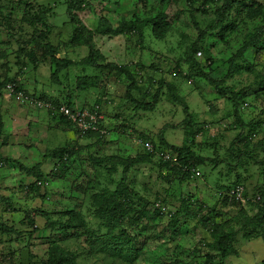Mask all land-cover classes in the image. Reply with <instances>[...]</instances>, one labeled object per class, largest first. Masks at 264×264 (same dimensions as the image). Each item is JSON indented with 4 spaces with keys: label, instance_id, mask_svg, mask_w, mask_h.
Instances as JSON below:
<instances>
[{
    "label": "rangeland",
    "instance_id": "1",
    "mask_svg": "<svg viewBox=\"0 0 264 264\" xmlns=\"http://www.w3.org/2000/svg\"><path fill=\"white\" fill-rule=\"evenodd\" d=\"M75 2L85 30L68 18L69 0H0V83L54 90L55 96L44 98L59 96L65 105L62 90H78L73 96H81L79 104L87 101L78 107L99 105L101 121L111 130L106 142L93 138L92 147L80 146L64 176L44 172L48 188L25 191L29 181L17 176L8 187L0 185V192L7 188L17 198L11 204L0 196V264H47L53 243L69 253L66 264H204L212 225L237 234V255L228 264H264V227L251 228L254 240L243 228L264 201V0H236L232 8L225 0ZM130 23L133 28L122 35L101 34ZM89 31L99 32L91 36L97 63L128 67L130 78L86 65ZM51 48L57 59L72 65L54 79ZM189 57L201 68L192 70ZM133 80L137 87L129 90ZM155 97L159 101L153 112L136 109L130 100L150 104ZM122 125L127 126L124 134ZM140 133L149 135L157 152L189 145L207 159L206 168H198L200 176L190 172L182 180L160 156L130 168L93 162L135 158L144 152L135 139ZM52 136L50 147L66 144L59 133ZM46 159L50 165L41 169H53V160ZM5 170L24 173L7 165L0 168V179ZM238 184L253 197L245 198L244 208L229 198ZM117 192L123 198L132 194L134 206H123ZM183 201L201 204L199 215L205 219L196 218L190 208L189 214L178 215L176 232L169 217L176 216ZM108 203L107 215L100 219ZM158 203L169 216H158ZM209 217L212 224H205ZM51 220L56 221L52 231L46 225Z\"/></svg>",
    "mask_w": 264,
    "mask_h": 264
},
{
    "label": "trees",
    "instance_id": "2",
    "mask_svg": "<svg viewBox=\"0 0 264 264\" xmlns=\"http://www.w3.org/2000/svg\"><path fill=\"white\" fill-rule=\"evenodd\" d=\"M225 2H226V5H225L226 7L232 8V6H233V4H235L236 0H225ZM77 10L78 9H77L75 0H69L68 9H67L68 18L70 19L71 23L76 24V25H80L82 27V29L85 30L84 26L82 24V21L80 20L79 15L77 14V12H78ZM224 12H226V11L224 10ZM224 12L220 13V16L222 18L225 15ZM133 24L134 23L124 24V26H122V28L119 29L118 31H114L111 28H108L106 30V32H104V33L101 32V34L102 35H109V34H111V35H118V34L122 35L125 30L132 29ZM98 33H99L98 31H96L94 33H92V31H89V36L84 41V45L89 48V62L86 59L87 60L86 65L93 68V69H96V70L107 71L108 73H115V74H116V72L121 73V74L123 73L127 77L130 78L129 73L131 72V69H129L128 67H125L126 69L124 70L123 67H120L117 64L107 63V64L100 65L97 63V61L95 59H96L97 54H99V52L95 49V45L92 42L93 40H92L91 36H94L95 34H98ZM257 38L258 39H256V40L258 42V40H260V38H261V34H259ZM199 52H201V51H199ZM196 53H197V51H196ZM201 53L203 54V52H201ZM51 55H52L51 56L52 79H54L62 71H65L66 69H68L72 65H71V61L68 62L66 60L57 59L55 57L56 51L52 48H51ZM192 58H190V57L188 58V61L191 65L190 66L191 69L194 70V69L201 68L200 64ZM115 76H117V74ZM8 84H14V85H16L17 90H20V91L25 92L26 94H31V95L35 96L33 93L27 91L26 89H23L22 85H20L19 83L15 82V81L0 83V93H1V91H4L5 86ZM136 87H137V84L133 80L130 87H128V89L131 90V89L136 88ZM83 88H85V87H81L80 89L85 90ZM67 90L68 91L62 90V93L65 92V94H62V96L64 95L68 99L67 105H65V103L64 104L62 103L61 99H59L60 97H58L56 100L51 99L50 102L56 107L65 105V106L75 110L77 104H76V101L73 99V93L74 92L68 88H67ZM76 91H78V90H76ZM81 92H83V91H81ZM233 95L236 96L237 98H239V94L233 93ZM45 100H46V98H44V101ZM130 100L132 101V103L135 104V107H137L136 109L143 110L146 112H153L158 105L159 98L155 97L153 102L150 104L149 103H147V104L146 103H137L135 101L136 99L134 100L133 98H130ZM85 109H88L91 112H98L99 111L98 113L101 114L99 105L93 106L91 108H85ZM185 112L187 115H189V109L187 107H185ZM55 118L62 119L68 125L71 124V122H69L65 117H63L61 115H59V117H55ZM71 125H73V124H71ZM125 126L126 125H122L120 127L121 130L123 131V134H124V132L127 131V126L126 127ZM2 128H3V125H2L1 117H0V137L2 135ZM102 129H103V127H102ZM203 130H205V129H203ZM110 134H111V130L110 131L108 130L107 135L106 134L102 135L101 133H90L87 136L97 138L99 142L104 143L107 141V138L110 136ZM138 137L140 140H151L153 145L155 146L154 141L152 139H149V135H146L145 133L144 134L140 133V134H138ZM193 137L194 136H192V138ZM188 146L187 147L184 146V147H180V148H178V147L172 148L171 150L174 151L175 153H177V160L176 161H170V162L167 161V163H166V164H168L167 166L171 170H173V173H175L177 175H181V174L183 175L182 180H185L186 176L188 177L190 172L193 173L194 170H196L200 167L206 168L204 166H205V163L207 162V159H203V158L198 157L196 155L195 151L191 150L190 146L189 147ZM155 149H158V148L155 146ZM162 152L166 153L167 150H164ZM162 152H159V153H162ZM74 155H75V150H72L70 148V149H64V150H60L58 152L51 153L50 155H46V157L52 159L55 164L57 162H62L65 157H68V164H71V163H75L72 159L74 157ZM154 156H160V155L159 154L158 155H151V154L147 153L146 151H144L142 153H139L135 158H131V159H127V160H124V158H119V157L104 158V159H94L93 158L92 160L94 163H96V166L107 165L106 163H108V162L109 163L110 162H116V164L121 163L126 168H130L131 166H133L135 164L149 163V160L152 161V159H155ZM160 158H161V160L165 161L161 156H160ZM0 162H6L3 158H1V154H0ZM68 164L62 165V167L60 168V171H58V172H56L55 169L53 168L51 174L57 175L58 177L64 176V172L69 170V168H70ZM262 164L264 165V161L262 162ZM20 169H21V171H23L24 173H26L32 177V180L29 181V184L27 186H25V188L28 191L31 189L35 192L40 190L41 188L39 186V183L43 184L42 180H43V175H44L41 172L40 168L37 167V168H32V169H26V168L21 166ZM44 176H46V175H44ZM45 182H48V177L46 178ZM181 182H183V181H181ZM238 185L242 186L240 184H238ZM116 194L117 195L115 196V198L119 199L118 201L123 206L128 207L129 206L128 201L130 203H134V201L131 198H129V196H132V194H127L124 198L122 197V195L119 192H117ZM121 197L123 198V200ZM244 197L245 198H253L248 194L247 188H245V187H244ZM125 198H127V199H125ZM253 200H255V197ZM110 202L113 203V201H110ZM5 204H6V202H5ZM238 205H240L241 208H244L247 204L242 205L241 203H238ZM118 206L116 208H118ZM248 206L252 207V204L249 203ZM202 207L203 206L201 204L198 205L192 201H191V203L188 202V204L186 205L185 201H183L181 209L176 212V216L174 217V215H170L169 218H171V222H169V224L172 223L171 227L176 228L177 229L176 232H178L180 225H178V227H175V225L178 224V220H179L178 217L182 216L186 213L189 214V212H187V210H189L190 208L192 211H195L196 218L198 217L201 219V221H203L205 219V217H200V215H199L200 211L202 210ZM109 208H110V203H108L105 210L101 212L100 219L105 218ZM119 209L121 210V212L125 211L124 208H122V207H120ZM254 209L256 211H258L257 214L255 215V217L248 220L247 223L244 225L245 227H243L244 229H246L245 231H249L251 239H253V237L251 235V233H252L251 228H256L255 227L256 225H258L257 227H259L260 229H262V227H264V201H263V204L260 203L259 206H256ZM129 210L131 211L134 209L130 208ZM69 213H72V212H69ZM157 214H158V216H160V218H162L161 214H159L158 211H157ZM33 216H34V213L30 214V222L32 223L31 228L33 229L32 233L37 231V226H35V222H34L35 219L33 218ZM211 221H212V217H209V219L205 222V224L206 223L212 224ZM55 222L52 220L47 222L46 225L50 231H52V228L54 227ZM34 226H35V228H34ZM63 227H66V226H63ZM5 228L6 229H4L2 227L1 230L4 229L3 231H8L6 226H5ZM12 228L13 227H9V232H13ZM45 228H46V226H45ZM222 228H224V229H222ZM222 228H220L221 230L220 229L218 230V229H216V227H214L212 225V229L209 230V233L212 234V242L207 244V248H208L207 253L208 254L206 256H204V258H205L204 264H217L218 261H220V264H228V262H229L228 259L237 255V251L234 249V244L237 243V234L235 232L228 231L226 229V227H222ZM263 231H264V229H263ZM262 235L264 238V234H262ZM258 236H261V235L258 233L256 235V237H258ZM50 247H51V249L48 251L47 264H66V262L68 260V256H69L68 254L69 253H65L62 250L60 251V247H57V246L54 247V243L51 244ZM76 258H77V255H74V256L72 255V260H76ZM180 263H182V261H180Z\"/></svg>",
    "mask_w": 264,
    "mask_h": 264
},
{
    "label": "crops",
    "instance_id": "3",
    "mask_svg": "<svg viewBox=\"0 0 264 264\" xmlns=\"http://www.w3.org/2000/svg\"><path fill=\"white\" fill-rule=\"evenodd\" d=\"M23 89H26L31 93H35L34 95L38 94L39 96L36 95L35 97L39 98L41 101H44V97L49 94L50 96L56 95L54 94V90L53 92H50L49 90L47 91L45 89L39 90L36 86L31 84H25V87H23ZM66 91L68 90L66 89ZM71 91L77 92L74 91V89H71ZM55 92H59V90ZM58 97L59 96H56V98ZM80 97H76V94L73 96V99L76 101L77 105L80 102ZM85 99L83 98L85 103H87ZM45 102L49 103L50 100L48 101V99H46ZM93 106H90L89 108ZM81 108L85 109L87 107L81 106ZM0 117L3 125L2 135L0 137L1 158L6 161L5 163L8 164V167L14 166L17 171L22 166L26 169L39 167L43 174L44 172H50L52 170V167L48 171H45V169H41L42 166L46 168L50 165H46L45 162H43L46 155H50L51 153L70 148L72 150H75L76 152V150H79L80 146H82L83 144H87L92 147V144L90 142L94 140L91 136H86L84 137V139H79L77 135L79 133L74 125L70 124L68 126L69 128L59 125L62 121L59 122V120H57L59 118H55L51 111L39 110L37 108L34 109L21 107L15 101V99L13 97H10L5 91H1L0 93ZM103 126L107 128V123L103 124ZM53 133H59L61 138H65L66 144H61L58 146H54L53 144L50 147V144H52V138H54V136H52ZM137 146L140 147L139 145ZM141 151L142 149L140 150V152ZM33 158L36 159V164H29L32 162ZM49 160L52 159H46V161ZM5 171L6 172L4 174V177L0 179L1 186L8 187V184L12 182V180H14L13 176H17L16 178H19L20 181H23V178H26V182L31 180L25 173L21 174L22 176H19L16 174L11 175V172H8V170ZM10 176L12 177L9 178ZM23 187L25 190V185ZM0 196L2 197L0 198L3 200H11L9 201L11 204L17 200L16 195L9 193V190L7 188H4L0 192Z\"/></svg>",
    "mask_w": 264,
    "mask_h": 264
},
{
    "label": "built area",
    "instance_id": "4",
    "mask_svg": "<svg viewBox=\"0 0 264 264\" xmlns=\"http://www.w3.org/2000/svg\"><path fill=\"white\" fill-rule=\"evenodd\" d=\"M199 56H202V53H198ZM4 91L8 93L10 97H13L15 101L21 106L26 108H37L39 110L51 111V113L56 116L65 117L71 124H73L81 137H86L90 133H101L102 135L108 134V129H102V121L103 117L98 112H91L88 109L84 108H76L75 110L62 105L59 107L54 106L52 103H47L45 101H41L39 98L26 94L23 91L17 90L16 85L8 84L5 86ZM110 103V102H109ZM147 153L151 155H160L165 161H174L177 155L166 152L159 153L155 150L154 145L151 142H142ZM68 164V157H65L62 162H57L54 165V169L56 172L60 171L62 165ZM6 166L5 163L0 162V168ZM196 176H200L199 172L195 173ZM39 186L44 189V187L48 186V183H39ZM230 201H235L241 203L242 205L246 204V199L244 197V187L237 186L231 191L229 195ZM157 207L154 208V211H158L161 216L168 215V213L162 212L161 204H156ZM169 216V215H168Z\"/></svg>",
    "mask_w": 264,
    "mask_h": 264
},
{
    "label": "clouds",
    "instance_id": "5",
    "mask_svg": "<svg viewBox=\"0 0 264 264\" xmlns=\"http://www.w3.org/2000/svg\"><path fill=\"white\" fill-rule=\"evenodd\" d=\"M35 96H36V95H35ZM50 103H51V102H50ZM77 107H78V105L76 106V108H77ZM78 108H81V107H78ZM102 127L105 128V129H108V130L110 131L109 128H106V127L103 126V123H102ZM110 135H111V134H110ZM135 139L138 140V143H137V144L140 146V148H141L143 151H146V150H145L144 146L142 145V142H143V143H144V142H151V143H152L151 140H140L138 136H137V137L135 136ZM152 144H153V143H152ZM154 147H155V146H154ZM155 150H156V149H155ZM146 152H147V151H146ZM167 152H171V150H167ZM171 153H172V152H171ZM173 154H174V153H173ZM176 155H177V154H176ZM176 160H177V157H176V159H175L174 161H176ZM169 162H170V161H169ZM3 163H5V162H3ZM5 164H6V166L8 165L7 163H5ZM54 165H55V163H54ZM54 165H53V168H54ZM197 170H198V169H196V170L193 171V174H194V175H195L196 172H199V171H197ZM199 173H200V172H199ZM200 175H201V173H200ZM195 176H196V175H195ZM196 177H198V176H196ZM42 181H43V183H48V182H45V181H46V178H43ZM48 184H49V183H48ZM25 186H27V185H25ZM40 188H41V187H40ZM41 189H43V188H41ZM25 190L28 191L26 188H25ZM129 204H131L130 206L133 207L135 203H130V202L128 201V205H129ZM13 247H15V245H14Z\"/></svg>",
    "mask_w": 264,
    "mask_h": 264
}]
</instances>
